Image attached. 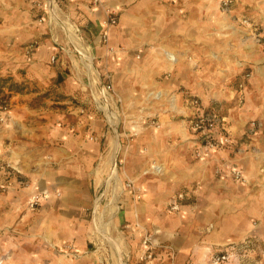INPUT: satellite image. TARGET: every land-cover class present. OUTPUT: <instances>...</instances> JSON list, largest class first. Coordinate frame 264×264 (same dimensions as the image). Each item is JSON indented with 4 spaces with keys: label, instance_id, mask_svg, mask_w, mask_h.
Listing matches in <instances>:
<instances>
[{
    "label": "crops",
    "instance_id": "crops-1",
    "mask_svg": "<svg viewBox=\"0 0 264 264\" xmlns=\"http://www.w3.org/2000/svg\"><path fill=\"white\" fill-rule=\"evenodd\" d=\"M104 1L107 7L120 11V23L112 29L108 45L101 39L104 9L95 7L92 0L67 1L74 18L70 20L87 43L84 51L87 47L91 55H110L111 69L123 72L124 77L132 71L141 72L136 79L129 77L133 83L137 81L138 90L162 84L158 75L172 67L148 50L157 38L158 15L160 31L166 11H196L199 0ZM26 4V0H0V11H30ZM151 15L152 24L148 20ZM177 28L179 41L174 46H163L176 55L181 49L194 46L195 38L194 26L189 23ZM121 45L127 50L110 53V47ZM56 48L52 47V53L42 48L41 57L29 68L27 77L43 89L14 95L5 108L0 104V264L94 262L90 224L97 195L102 123L94 115H79L80 108L69 103L70 98L61 101L68 104L63 110L29 103L34 96L46 92L51 81L63 84L59 90L65 96H73L79 89L73 75L64 71L62 55L56 65L46 62L48 55L59 56ZM143 51L146 54L142 60H136L135 53L140 55ZM76 52L80 55L81 50ZM105 84L99 86L96 94L109 97L107 94H112L105 91ZM81 111L85 108L81 107ZM73 112L78 116L71 115ZM160 112V122L170 125L159 132L166 149L159 152V157L166 159L169 173L157 178V182L142 176L147 157L140 142L158 138L152 130L138 137L139 143L126 157L125 173L140 179L145 194L144 200L136 204L127 201L123 211L130 232L126 238L132 263L242 264L243 254L236 246L248 237L260 236L264 240V174L251 154H232L234 149H203V156L195 157L201 147L197 137L170 120L166 109ZM251 114L249 111L247 117ZM239 124L242 126V121ZM258 142L264 149V141ZM224 154H232L233 160L241 163L248 183L228 184L229 180L225 182L216 173V162ZM181 187L191 188L197 195L196 202H186L178 212L167 210L170 197ZM35 196L39 204L32 207ZM148 228L153 230V245L142 243L143 229ZM217 253H225L226 259L216 260Z\"/></svg>",
    "mask_w": 264,
    "mask_h": 264
},
{
    "label": "rangeland",
    "instance_id": "rangeland-1",
    "mask_svg": "<svg viewBox=\"0 0 264 264\" xmlns=\"http://www.w3.org/2000/svg\"><path fill=\"white\" fill-rule=\"evenodd\" d=\"M26 1V8L29 7L30 11H0V75H11L16 81L24 82L28 87L27 94L42 90L43 87L27 77L29 68L33 61L41 57L39 52L42 48L52 53L55 46L60 50L59 56L53 60V55H48L46 62L56 65L62 55L66 64L64 71L73 75L72 79L76 80L79 89L74 91L73 96H65L59 90L63 84L51 81L44 90L47 95L41 96L40 93L32 100L38 97L35 101L38 105L63 110L68 104L61 101L70 98L72 102L69 103L80 108L79 115H94L102 123L104 134L98 139L101 159L96 165L97 195L90 224L93 264H133L126 238L130 232L123 211L127 201L136 204L144 200L145 194L140 179L125 173L126 157L134 144L139 143L138 137L152 130L158 133V138L140 142L141 151L147 157L142 176L157 182V178L169 173L166 159L159 157V152L165 149L159 132L161 134L162 130L170 128L167 122H160L161 109H166L170 120L182 124L197 137L201 147L195 152V157L201 158L203 149H234L232 154H251L257 168L264 174V149L258 142L264 141V0H196L200 2L196 11H166L160 31L158 15L155 19L157 38L148 45V50L163 57L172 68L162 70L158 75L163 80L162 84L143 86L141 90L137 88V81L133 83L129 79L130 76L138 78L141 72L132 71L124 77L123 72L111 69L110 55L99 57L92 52V56L87 47L84 51L83 46L87 43L84 44L81 32L76 31L71 21L74 18L66 0L54 1L59 16L75 34V45L69 41L66 32L55 21L52 22L49 0ZM116 12L118 23L108 28L109 41L104 42L106 45L110 44L112 29L120 23V11ZM104 19L107 20V16ZM148 20L153 23L152 15ZM187 23L195 29L194 46L190 45L189 50L181 49L176 55L178 61L172 62L165 55L163 46H174L179 41L177 27ZM109 49L110 53L127 50L123 45ZM77 50H81L80 55ZM85 53L91 57V67ZM137 54L135 59L142 60L146 53ZM109 82L113 84L112 95L96 94L102 83ZM9 103L11 100H0L4 108ZM101 105L114 112L117 118L120 150L115 161L117 172L112 176L109 175L110 168L103 164L108 161L116 131ZM81 107L85 111H81ZM249 111L253 114L247 117ZM63 113L69 115V112ZM78 114L73 112L71 115L77 117ZM201 119L205 124L199 127L197 123ZM241 121L242 126L239 124ZM172 149L173 142L170 151ZM232 154H224L218 159L216 173L223 176L225 182L229 180L228 184L248 183L243 166L233 160ZM155 164L164 167L156 171ZM236 169L241 171L240 178L236 176ZM182 193L184 198L178 201L179 209H175L173 202ZM196 200L197 195L191 188L181 187L174 191L166 208L178 212L186 202ZM96 219L101 226L104 224L103 230L107 235L96 228ZM143 231L144 238L151 235L153 241V230L148 228ZM148 245H153V242ZM236 247L243 254L242 264H264L262 237H248ZM214 256L218 260L219 254Z\"/></svg>",
    "mask_w": 264,
    "mask_h": 264
},
{
    "label": "bare ground",
    "instance_id": "bare-ground-1",
    "mask_svg": "<svg viewBox=\"0 0 264 264\" xmlns=\"http://www.w3.org/2000/svg\"><path fill=\"white\" fill-rule=\"evenodd\" d=\"M216 3V2H215ZM49 4L52 8L51 12H52V22L55 21V23L60 26L65 32L66 35L69 39V41L75 45V34H73V32L71 31V29L66 25L64 19H62L59 16V11L58 8L56 7L55 1L54 0H49ZM83 53V52H82ZM165 55L168 57V59L172 62H177L178 61V57L176 56V54L174 52H172L171 50H166ZM85 56H87L88 62L90 67L92 66V62H91V57L85 53ZM154 93V92H153ZM103 110L106 111V115L108 118H110V120L113 122L114 125V129L116 131V135L114 136V138L111 141V148L109 150V158L108 161L104 162V166H106L107 168H110V173L109 175H115L117 172V168H116V157L118 155V152L120 150V144H119V140H118V133H117V118H116V114L114 112H110L108 110V108L104 105L100 106ZM164 166L160 165V164H155L154 168L157 169L156 171H161V169H163ZM155 171V170H154ZM110 176V177H111ZM43 200V199H42ZM139 207V206H137ZM138 211V210H136ZM103 226L104 224L101 226L99 223H97V219H96V228L101 231V233H104L105 235H107V233L103 230ZM104 231V232H103ZM205 254V253H204Z\"/></svg>",
    "mask_w": 264,
    "mask_h": 264
},
{
    "label": "built area",
    "instance_id": "built-area-1",
    "mask_svg": "<svg viewBox=\"0 0 264 264\" xmlns=\"http://www.w3.org/2000/svg\"><path fill=\"white\" fill-rule=\"evenodd\" d=\"M69 1V0H66ZM92 4L95 7H102L104 9V13L105 16L104 18L107 16V20L103 21L102 23V33H101V39L103 42H108L109 41V30L108 28L111 27L112 25H116L118 23V18H117V12L116 10L107 7V5H105V1L104 0H92ZM55 58H53L54 60ZM104 89L107 93H110L113 91V85L111 83H106L104 86ZM202 124H205L204 119L199 120V122L197 123V126H202ZM236 176L238 178H240L242 176L241 171L239 169L235 170ZM129 185H131V183H129ZM184 198V194H179V198H177V200H175L173 202V207L175 209H179V200H182ZM39 204V200H38V196H35L33 201L31 202V206L32 207H36ZM151 235H146L144 240H143V244L144 245H148L151 244ZM226 254L225 255H221L218 256V260L221 259H226Z\"/></svg>",
    "mask_w": 264,
    "mask_h": 264
},
{
    "label": "trees",
    "instance_id": "trees-1",
    "mask_svg": "<svg viewBox=\"0 0 264 264\" xmlns=\"http://www.w3.org/2000/svg\"><path fill=\"white\" fill-rule=\"evenodd\" d=\"M27 88L28 87L24 82L16 81L11 75H6V76L0 75V100L1 101L5 100L8 102L11 100V98L14 95L25 94L26 92H28ZM34 92H37V91H34ZM45 93H43L45 95L41 94V96H46L47 92ZM37 100H38V97H35L34 101L33 100L30 101V104L37 106L38 104L35 102ZM218 254L219 256L225 255V253H218Z\"/></svg>",
    "mask_w": 264,
    "mask_h": 264
},
{
    "label": "water",
    "instance_id": "water-1",
    "mask_svg": "<svg viewBox=\"0 0 264 264\" xmlns=\"http://www.w3.org/2000/svg\"><path fill=\"white\" fill-rule=\"evenodd\" d=\"M50 10H52V8L50 7Z\"/></svg>",
    "mask_w": 264,
    "mask_h": 264
}]
</instances>
